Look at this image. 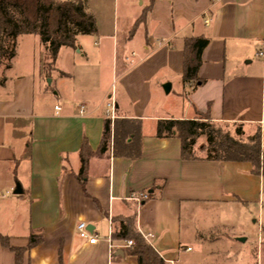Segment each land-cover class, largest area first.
I'll return each instance as SVG.
<instances>
[{"label": "crops", "instance_id": "crops-1", "mask_svg": "<svg viewBox=\"0 0 264 264\" xmlns=\"http://www.w3.org/2000/svg\"><path fill=\"white\" fill-rule=\"evenodd\" d=\"M137 3L142 13L134 11ZM128 4L120 16L115 11L112 30H102L92 16L96 35L77 38V50H68L72 68L64 110L54 107L49 113L36 101L47 80L40 72L35 79L30 74L11 77L16 57L10 70L2 73L0 238L8 240V248L24 250L30 235L42 237L38 247L24 254L23 264H136L124 243L113 242L112 236L109 240V230L112 235L119 230L114 220L128 219L133 220L132 231L151 237L147 245L164 264H178L180 256L192 253L188 241L202 232L191 228L196 210L255 207L262 202L263 181L251 176L248 165L183 163L180 143L156 140L154 133L159 121L206 116L212 124L241 127L244 134L258 127L263 145L264 0H128ZM122 35L126 43L120 42ZM136 36L142 40L134 68L142 70L133 79L127 65L136 54L130 52L126 58L124 51ZM189 39L208 41L197 74L202 84L195 91L179 85L183 43ZM161 74L178 79L181 117L150 115L151 83ZM111 103L117 120L141 122V157L136 162L113 159L109 153L96 155L105 106ZM83 142L92 158L81 189L74 177ZM16 186L20 196L13 195ZM134 195H146L147 200L137 207L128 201ZM183 216L190 225L188 232ZM80 223L97 237L94 246L78 240L75 229ZM0 264H14L13 254L1 244Z\"/></svg>", "mask_w": 264, "mask_h": 264}, {"label": "trees", "instance_id": "trees-1", "mask_svg": "<svg viewBox=\"0 0 264 264\" xmlns=\"http://www.w3.org/2000/svg\"><path fill=\"white\" fill-rule=\"evenodd\" d=\"M96 30L95 21L83 0H0V67L10 70L19 38L36 37L44 60L53 67L62 50L76 51V39L93 37ZM207 46L208 41L205 39H189L183 43L180 87L195 91L202 84L197 80V74L202 53ZM219 126L212 124L206 116H199L193 121H159L155 126L154 138L177 140L183 163L245 164L250 167L251 176L264 180L260 129L255 128L251 136L242 140L241 127L230 126L233 129V136H230L221 133ZM141 129L140 121L116 119L110 123L105 120L97 157L102 158L109 153L113 159L129 162L140 160ZM202 140L203 143L198 145ZM91 158L90 150L86 142H83L78 155L79 171L74 177L81 189H84L87 181ZM116 223L119 230L112 235V241L131 242L133 247L129 256L136 264H164L142 238L132 231V219L114 220ZM41 242L39 233L32 234L27 239V247L20 250L8 248V240L0 238L1 246L13 254L14 264H23L24 254L38 247Z\"/></svg>", "mask_w": 264, "mask_h": 264}, {"label": "rangeland", "instance_id": "rangeland-1", "mask_svg": "<svg viewBox=\"0 0 264 264\" xmlns=\"http://www.w3.org/2000/svg\"><path fill=\"white\" fill-rule=\"evenodd\" d=\"M56 1L67 2L69 0ZM86 2L90 13L97 24L101 26L102 30H112L115 11L116 15L120 16L124 13L126 6H129L128 0H86ZM133 6H135L134 11L138 12L139 3ZM139 11L142 13L143 9ZM119 33L121 32L119 31ZM121 38L120 42L126 43L123 35ZM33 39L36 38L27 37L17 42L15 48V68L10 73L11 77L30 74L29 77L35 79L40 72L41 76H45L47 80L43 83L41 96L39 99L36 98V101L40 100L45 111L49 113L52 112L54 107L64 110L69 105V69L72 68L69 65V51L62 50L55 64L51 67L44 60L43 52L42 54L38 52V40ZM141 40V36H136L132 44L133 46L130 47L132 50L128 46L124 51V57L126 58L130 56V52L136 54V59H129V61L133 62L127 65V70L131 72L133 79H137V75L141 74L142 70L134 68L136 66L135 61L140 60L136 49L139 47ZM31 41L32 44L29 45ZM76 59L80 58L77 57ZM258 63L260 65V62ZM4 72H6L5 68L0 67V80ZM164 79L167 81H163ZM157 81L158 83L155 87L154 84ZM177 81L178 79H174L171 75L161 74L156 81L151 83V87H153L152 103L149 106L150 115L181 117L180 107L182 100L176 96L180 89L176 86ZM166 82H171L172 84ZM166 84L172 86V92L168 96H165L162 92V87ZM114 88H118V83L115 85L113 82ZM262 125V132L264 134V120ZM218 128L221 133L233 136V129L230 126L220 125ZM253 131L243 133L242 140L252 135ZM202 143L203 140L199 141L198 145ZM103 167L105 168V166ZM262 181L264 185V180ZM6 194L13 197L12 191H7ZM206 217H210L209 221H205ZM182 226L188 232L190 225L184 216ZM191 228H199L202 232L188 241L192 253L180 256L178 264H264V187L260 206L254 207L252 204H248L247 206L240 205L238 208L213 209V211L208 212L196 210L191 220ZM241 240L245 242L240 244L239 241Z\"/></svg>", "mask_w": 264, "mask_h": 264}, {"label": "built area", "instance_id": "built-area-1", "mask_svg": "<svg viewBox=\"0 0 264 264\" xmlns=\"http://www.w3.org/2000/svg\"><path fill=\"white\" fill-rule=\"evenodd\" d=\"M217 0H213V2H216ZM204 25H208V21L204 22ZM261 56V55H260ZM55 113H58L59 110L57 108L54 109ZM82 113V109L80 110V114ZM104 119L106 121H109L110 123H113L117 118L115 117V111H114V105L113 103L111 104H107L105 106V110H104ZM260 151H261V156H264V146L260 145ZM1 198V195H0ZM147 200V196L146 195H134L131 196L129 198V202H132L134 204L138 206H140L141 204L145 203ZM76 235L79 241L85 242L87 246L92 247L96 244L97 242V237L93 234L90 233L87 229V226L85 224H78L76 226ZM112 236V230H109V240L111 239ZM151 239V237H142V240L144 241V243L147 244V241ZM133 247V244L131 242H127L124 243V249H131Z\"/></svg>", "mask_w": 264, "mask_h": 264}, {"label": "water", "instance_id": "water-1", "mask_svg": "<svg viewBox=\"0 0 264 264\" xmlns=\"http://www.w3.org/2000/svg\"><path fill=\"white\" fill-rule=\"evenodd\" d=\"M170 91H171V87H170V85H165V86H163L162 87V92H163V94L165 95V96H168L169 95V93H170ZM13 195L14 196H20L21 195V191L19 190V187L18 186H16L15 187V190H14V192H13ZM88 231H89V229H88ZM90 232V231H89ZM91 233V232H90ZM240 243H244V241L243 240H241V241H239ZM117 256V255H116Z\"/></svg>", "mask_w": 264, "mask_h": 264}]
</instances>
